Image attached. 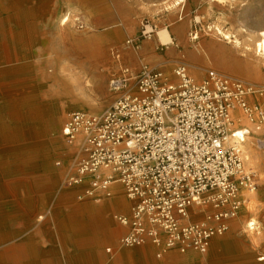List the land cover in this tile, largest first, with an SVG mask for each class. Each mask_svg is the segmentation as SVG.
<instances>
[{
	"label": "rangeland",
	"instance_id": "rangeland-1",
	"mask_svg": "<svg viewBox=\"0 0 264 264\" xmlns=\"http://www.w3.org/2000/svg\"><path fill=\"white\" fill-rule=\"evenodd\" d=\"M137 1L48 0L41 26L31 33L32 39L17 43L11 49V52L16 54L18 62L27 67L45 64L48 75H46L47 78H35L32 74H26L21 76L20 82L16 83V76L8 75L2 82L4 89H0V99L14 96L18 90H21L20 96H25V100L35 102L39 108L57 118L54 130L48 132V137L52 140L48 161L53 168L51 172H54L59 180L57 187L51 181L40 177L44 176L45 170L40 166L42 161L36 158V153L32 154L25 147L21 151L12 152L9 156L12 165L17 162L16 160H20L24 169L35 172L36 181L38 178L42 179L40 184L35 185L37 186L33 194L35 201H32L33 204L42 207L40 214L43 218L38 220L42 229L34 231L33 227L21 224V236L36 235L43 245L51 247L50 253L64 252L61 244L64 234L58 228L57 213L61 214L60 218L72 213L70 207L61 203L62 196L66 194L72 197L75 206L86 202L99 204L101 202L97 198H110L120 189L130 204L126 210H113L111 217L117 225L128 229L115 217L116 213L130 217L134 204L120 183L111 185L108 189L110 194L106 195L101 189H96L93 194L88 193L92 176H85L79 184L69 185L65 182L66 178L73 173L75 156L81 153L78 154L73 145L65 143L59 137L68 113L82 110L101 115L125 93L123 89H113L112 78L123 75L134 78L142 68L147 67L163 71L168 79L177 81L173 69L178 64H184L196 81L202 80L207 71L213 69L239 78L257 88H264V60L257 64L254 51L257 33L264 28V0H185L181 9L182 16L179 14L181 5L173 6V0H164L158 8V13L169 14L170 21L163 24L159 20H152L156 24V33L151 40H145L140 35V23L146 18L138 20L135 17L136 8L133 4ZM70 9L71 14L77 16L78 20L63 30L55 29L51 24L52 19ZM178 23L185 25V28L180 33L174 32L176 36L174 39L172 28ZM216 27L230 36L234 35L241 42V46H235L230 41L232 37L224 39L217 35L214 31ZM160 28H167L169 31L172 42L168 46L158 42L157 32ZM195 31L198 32L199 38L193 40ZM100 39L103 40V46L102 51L97 54L95 50ZM200 47H202L203 56L199 59L188 54L189 50L199 52ZM206 51L208 52L204 54L203 52ZM236 62L239 64L244 62L245 70L243 71L240 65L238 67L235 65L236 68H233ZM61 112L63 117L58 120L57 115ZM8 113L9 109L0 101V115ZM19 115L22 120L17 126L20 128L21 135L14 138L16 141H32L33 138L41 140L42 135L46 136L45 129L40 123L32 126L29 122L28 128L31 127L29 128L31 133H28L24 122L28 109L24 103L20 107ZM241 125L250 129L252 127L246 120H242ZM251 135L256 143L254 147L259 153L261 164L257 172L253 171L258 184L256 191L259 194L256 197L257 203L254 210L247 213L242 211V206L226 231V235L231 234L240 242L246 243L242 251L231 254L232 264L240 263L247 256L252 257L253 264H264V259L257 260L261 256L264 257V124L257 131L251 129ZM245 143L246 138L243 144ZM242 151L244 168L252 171L246 166L243 145ZM56 160H61V164L57 165ZM32 178L24 173L23 179L27 186L28 183H33ZM24 186L27 187L25 183ZM31 196L32 194H28L26 204L31 203ZM201 214L204 215V213ZM192 219L200 220L197 214L193 215ZM247 222H253L254 230L252 231L259 232V238L253 243L250 241L248 245ZM126 232L118 233L112 245H105L104 249L108 255L129 251L136 256L142 248L147 246L153 249V256L159 264H180L177 257L182 258V256L188 260L187 264H220L219 258L223 251L220 241L216 239L224 235L214 237L206 253L189 251L187 254H182L171 250L164 257L158 258L155 247L149 243L131 248L120 246L119 238ZM109 247L115 251L106 250ZM67 251L71 252L72 249L68 248ZM221 264L226 263L221 262Z\"/></svg>",
	"mask_w": 264,
	"mask_h": 264
},
{
	"label": "built area",
	"instance_id": "built-area-1",
	"mask_svg": "<svg viewBox=\"0 0 264 264\" xmlns=\"http://www.w3.org/2000/svg\"><path fill=\"white\" fill-rule=\"evenodd\" d=\"M139 32L150 40L156 24L144 19ZM173 74L177 81L144 67L134 78H112L113 89L125 93L101 115L71 111L59 134L73 147L80 143L65 182L91 175V188L107 195L120 183L134 204L130 217L115 214L130 226L119 245L149 243L158 258L171 250L206 253L229 229L243 206L241 191L258 187L244 168L242 144L251 129L241 122L255 130L264 124V88L213 69L196 81L184 64Z\"/></svg>",
	"mask_w": 264,
	"mask_h": 264
},
{
	"label": "bare ground",
	"instance_id": "bare-ground-1",
	"mask_svg": "<svg viewBox=\"0 0 264 264\" xmlns=\"http://www.w3.org/2000/svg\"><path fill=\"white\" fill-rule=\"evenodd\" d=\"M48 0H0V89H4V78L8 75H15V83L21 81V76L32 74L35 78H47L45 64L39 66L27 67L17 60L16 54L11 52V49L17 43L32 39L31 33L41 26V21L47 10ZM185 0H173V6L178 5L179 2ZM167 9V8H166ZM78 20L77 16L71 14V9L63 13L59 17L52 19L51 24L57 30H63L70 27L74 21ZM217 35L224 39H230L235 46L240 47L241 42L230 36L227 32L221 30L219 27L214 28ZM193 38H199L198 32H194ZM159 44L168 46L171 42V36L167 28H160L157 32ZM81 39V38H79ZM82 40V39H81ZM192 41V37H191ZM103 40L100 39L96 47V52L99 54L102 51ZM255 59L256 63L264 60V28L258 31L257 41H255ZM203 52L204 54L207 53ZM188 54L194 58L202 57V47L199 52L189 50ZM119 57V55H116ZM245 63L239 64L236 62L233 68L242 66L245 70ZM236 65V66H235ZM232 68V69H233ZM16 85V84H15ZM21 91V90H20ZM18 90L17 93L20 92ZM6 99H0L5 107L9 109V113L1 114L2 122H0V264H159L154 256L153 249L149 247L142 248L137 255L129 251H122L117 255H108L104 249L105 245H112L116 241V236L120 232L129 231L130 226L124 228L117 225L112 217L113 210H126L130 204L128 199L124 196L120 189L114 193L110 198H97L101 203L94 204L93 202H86L75 206L74 200L71 196H62V205L68 206L72 209V213L59 217L61 214L57 213L58 228L64 234L61 238V244L64 248L62 254L50 253V248L43 245V242L34 234L21 236V224L33 227L34 231L42 229L38 220L43 218L40 214L42 207L33 204V194L36 191V184H40L43 180H49L54 186L59 185V180L55 177L48 156H50V149H52V140L48 137V132L54 130L57 118L43 109L39 108L35 102L25 100V96L17 94ZM26 105L28 109L27 117H24V122L28 133L31 131L28 128L29 122L32 126L42 124L45 129L46 136H41V140L32 139V141H16L14 138L20 136V128L17 126L21 123L19 111L22 104ZM45 112V113H44ZM63 112L58 113L57 117L60 120ZM4 120V121H3ZM248 123V122H247ZM249 124V123H248ZM252 130H255L251 127ZM254 135V134H253ZM250 134L246 136V143L242 144L244 149V159L246 166L250 167L252 171L257 172L258 167L261 166L259 153L256 151L254 145L256 144ZM10 137V138H9ZM80 143L74 145V149L78 152ZM27 148L32 154L36 153V158L42 161L40 165L45 172L44 176L36 181L34 177L35 172H29L20 164V160H16L15 164H11L10 154L12 152L21 151ZM244 162V161H243ZM26 171V172H25ZM24 173L33 177V183L26 184L23 179ZM32 174V176H31ZM91 176V175H86ZM24 183L27 187L24 186ZM96 189L90 188L89 194H93ZM26 194L27 196H25ZM28 194H32L31 203L26 204ZM244 197L243 208L244 212H251L254 210L257 200L258 191L252 193L241 191ZM107 195V194H106ZM60 203V204H61ZM253 222H247L246 236L247 245L250 241L253 243L259 238V232L254 230ZM257 229V228H256ZM258 230V229H257ZM126 232V233H127ZM125 233V234H126ZM227 232L224 237H218L216 241H220L222 247V255L219 258L221 262L232 264L230 259L231 254L242 251L246 246L244 243L237 240L233 235ZM215 241V240H214ZM246 244V243H245ZM70 248L72 251H67ZM113 248L109 247L106 250L111 251ZM115 251V249H113ZM187 254V253H185ZM264 259L261 256L257 260ZM180 264H187L186 257H177ZM235 264H253V259L250 256L244 258L240 263Z\"/></svg>",
	"mask_w": 264,
	"mask_h": 264
},
{
	"label": "crops",
	"instance_id": "crops-1",
	"mask_svg": "<svg viewBox=\"0 0 264 264\" xmlns=\"http://www.w3.org/2000/svg\"><path fill=\"white\" fill-rule=\"evenodd\" d=\"M164 0H138L136 3L133 4V7L136 8L135 11V17L139 20L140 18H146L152 20H159V22L165 24L164 22L170 21V15L169 14H159L158 8L161 7ZM166 10V9H164ZM141 25V23H140ZM185 28V25L183 24H175L172 28L173 34L174 32L180 33L181 30ZM173 38L175 39L176 36L174 34ZM151 40V39H150Z\"/></svg>",
	"mask_w": 264,
	"mask_h": 264
}]
</instances>
